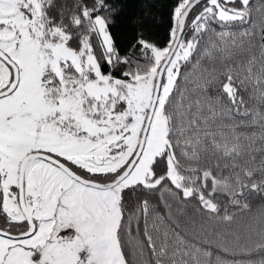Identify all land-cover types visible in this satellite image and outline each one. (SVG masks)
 Returning <instances> with one entry per match:
<instances>
[{
    "label": "snow or ice",
    "instance_id": "6c2138e0",
    "mask_svg": "<svg viewBox=\"0 0 264 264\" xmlns=\"http://www.w3.org/2000/svg\"><path fill=\"white\" fill-rule=\"evenodd\" d=\"M159 4L0 0V264H264V0Z\"/></svg>",
    "mask_w": 264,
    "mask_h": 264
},
{
    "label": "trees",
    "instance_id": "16d2710c",
    "mask_svg": "<svg viewBox=\"0 0 264 264\" xmlns=\"http://www.w3.org/2000/svg\"><path fill=\"white\" fill-rule=\"evenodd\" d=\"M164 0H160L158 5L160 11H164L163 7ZM127 8L125 9L124 23L120 25L119 32L120 38L123 41L127 35L131 33L132 25L130 19L140 15L144 11L145 0H126ZM153 12L156 11L155 8L152 9Z\"/></svg>",
    "mask_w": 264,
    "mask_h": 264
}]
</instances>
